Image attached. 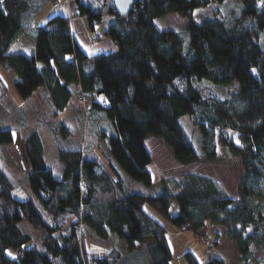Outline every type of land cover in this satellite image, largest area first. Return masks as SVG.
<instances>
[{
    "label": "trees",
    "instance_id": "1",
    "mask_svg": "<svg viewBox=\"0 0 264 264\" xmlns=\"http://www.w3.org/2000/svg\"><path fill=\"white\" fill-rule=\"evenodd\" d=\"M46 2L57 0H43L35 8L28 0H0V64L17 75L14 87L20 97L28 98L44 85L57 109H62L73 84L85 98L101 97L86 112L89 116L91 110L100 109L112 121L115 131L106 137L109 152L123 172L145 187L152 183L148 170L152 156L145 144L149 136L161 137L176 161L189 165L217 157L214 134L219 132L225 147L242 157L245 172L237 199L215 179L189 172L160 180L168 199L176 202L175 215L158 198L149 201L180 229L197 232L208 224L223 226L226 238L236 243L241 262L247 263L254 250H264V46L260 43L264 0H239L234 17L203 21L194 18L195 10L224 0H134L125 17L116 13L111 0L100 4L74 0L90 29L105 24L104 34L115 51L88 55L75 41L64 15L51 16L34 28L32 56L10 51ZM178 11L187 17L188 42L182 33L156 24L157 18ZM108 15L113 16L110 21ZM206 81L213 85L236 81L237 91L217 100L204 95ZM5 89L0 77V94ZM185 115L199 129L202 153L180 123ZM229 130L238 134L241 147L232 142ZM59 131L62 137L71 135L63 125ZM25 150L30 161L28 185L52 223L0 168V264H118L121 254L116 249L102 258L91 256L78 235L80 226L100 239L123 240L129 251L136 242L154 239L148 247V264H170L164 225L145 213L139 227L130 230L132 194L113 163L109 161L93 179L84 169L81 149L59 147L63 169L58 178L45 164L37 132L27 136ZM23 220L41 232L40 246L25 247L32 236L21 228ZM181 256L184 264H222L218 258L200 262L189 250Z\"/></svg>",
    "mask_w": 264,
    "mask_h": 264
},
{
    "label": "rangeland",
    "instance_id": "2",
    "mask_svg": "<svg viewBox=\"0 0 264 264\" xmlns=\"http://www.w3.org/2000/svg\"><path fill=\"white\" fill-rule=\"evenodd\" d=\"M42 1L43 0H28L33 8H35ZM57 1L58 2L56 4H43L38 10L39 12L37 14V19H47L57 14L69 15L68 13L73 8L74 0ZM94 2L100 4L101 0H94ZM240 6L241 4H239V0H224V2L222 3H211L207 7L196 9L194 18L197 21H203L206 18L227 20L231 17H234L238 13ZM77 16L78 15H76V17ZM106 20L108 21V19ZM156 24L160 28L172 29L174 31L182 33V35H184L185 37L186 42H188V34L185 30L187 17L185 16L184 11H178L163 15L156 19ZM102 26V24L96 25L94 31L90 32V34L101 35L100 32ZM261 38L262 40L260 39V43L262 46H264V31L261 34ZM91 41L95 42V39H92ZM20 43L22 45H25L24 47H28V31H25L24 35L20 39ZM18 44L19 43H15L10 48V51H19L17 47ZM254 69V73L258 74L257 69ZM0 77L6 84V89L0 94V130L12 129L16 133H18V136L15 135V139L13 137V133L10 135L9 131L5 132V135H1V137L5 139V142L3 144H0V168H2L6 175L9 177L12 185L18 186L22 190H24L27 193L28 197L32 198L36 203L45 219L48 222L52 223V220L44 213L40 202L34 198L33 192L30 189L27 181V173L29 170L28 161L25 157L23 138L27 135L29 128L28 110L33 108L32 105L34 103L28 107V98L23 99L17 93L14 87V82L17 79V75L13 70L6 69L0 64ZM206 84L207 85H205L204 95L211 96L217 100L230 97L237 91L236 81L228 85H213L209 81H206ZM79 105L83 123L86 127L85 124H88L89 122V116L85 111L87 108V100L85 104L79 102ZM31 112L33 113L34 110H31ZM32 115L34 114H31V116ZM58 118L56 116L46 118V121H49V127H47V129L45 130V140L47 146L49 147L48 149L50 150L48 152V162L50 164L57 162L55 153L57 149H59V147L65 148V146L67 145L76 144L73 142L66 143V138L70 135L67 137H62V134L59 131V127L63 125L67 129L69 128L64 124H60L59 122L61 121V117L59 119ZM180 123L182 124L187 137L193 143L196 150L199 153H202L200 143L201 135L198 127L192 123L191 118L187 115L180 118ZM53 128H57V130L54 131ZM85 130L87 132V129ZM69 131L71 130L69 129ZM229 133L235 146L241 147L242 142L238 134L231 130H229ZM85 134L81 138V143H77L82 146V149H79H81L83 152L85 151L84 147H86L85 143L87 140ZM214 135L217 157L209 161H196L189 165H181L176 162V159L171 154V151L165 145L164 141L161 138L155 137L149 140V146L154 151L153 155L155 160V162L153 161L154 164L148 165V170L151 174L152 181L154 178V185L150 189V194L154 195L159 193V196L156 195V198L158 197L160 200V204L162 206L164 205L168 209L169 214L175 213L177 206L175 201L168 199L164 188L160 183V180L164 178L165 175L182 176L189 172L200 173L215 179L221 186V188L231 198L237 199L239 197L238 184L245 172L241 154L231 153L220 140L219 132L216 131ZM5 136H7V139ZM87 157L89 156H87V154H84V161H86ZM83 165L85 171L90 174V168L88 169L85 163ZM161 166L165 170L164 175H162L164 170H158V168ZM136 182L141 184L138 181ZM254 198L259 199L257 195H254ZM159 220L165 225L167 229L166 238L168 239L172 250L170 264H184L185 260L182 256L179 257V254L184 251L186 252V250L191 251L200 262L207 258L206 255L212 254V258L219 256V259H222V264H264V262H262V259L264 258V250H254L253 257L247 263L241 262L239 260V252L236 243L233 240L226 238L225 228H223L222 226L218 225L214 227V232L211 229L210 224H208L204 229L193 232L190 229H180L176 227L169 221L168 218L166 219L164 217H160ZM20 226L23 230L28 231L32 236L31 241L26 243L25 247L40 246L41 232L32 228L31 225L26 223L25 220L20 222ZM80 228L78 235L81 236V240H83V244L86 250L88 252H91V256L102 258L106 254H109L112 249H116L119 253H121V251H124V249H121L119 245L112 243V238L107 240L100 239L95 234H91L90 231L84 230L82 226H80ZM220 228L224 231V238H218L217 232H220ZM204 233H206V235L208 236V241L202 240V234ZM214 240L216 241L215 244H213ZM210 241L212 243H210ZM95 250H97V253Z\"/></svg>",
    "mask_w": 264,
    "mask_h": 264
},
{
    "label": "crops",
    "instance_id": "3",
    "mask_svg": "<svg viewBox=\"0 0 264 264\" xmlns=\"http://www.w3.org/2000/svg\"><path fill=\"white\" fill-rule=\"evenodd\" d=\"M47 3H50V2H46L45 4ZM56 3H52V4H56ZM38 12L39 11H37L36 13L34 12V15L30 18L27 28L25 29V31H28V47H24L25 45H22L20 43V39L24 35L25 31L12 44L13 46L15 43H19L17 46L18 50L28 56H32L35 50V37L32 31L37 26L44 25L48 19V18L47 19L42 18L38 20L37 19ZM68 14L69 15H64V16L68 17L69 28H70L71 34L73 35L75 41L78 43L80 48L83 49L88 55L95 54L98 51L112 52L116 50V46L112 42L110 37L104 34L105 24L102 23L103 26L100 32L101 35H91L90 32L94 31L96 25L93 30L88 27L87 22H86V17L79 14L75 2H74L72 10H70ZM57 15H60V14H57ZM76 15L78 16L76 17ZM112 18L113 16L108 15L106 19L110 21ZM92 39H95V42H92L91 41ZM12 52H17V51H12ZM69 87L71 89V96L68 99V102L66 103V105L62 109H57L52 98L50 97L48 90L46 89L44 85H41L38 88H36L33 91V93L28 97V107L31 104L33 103L34 104L32 105L33 108L28 110V127L29 128H28L27 135L24 136L23 138L24 139L23 140L24 150H25V139L27 138V136H29L33 132H37L39 135L40 141L42 143V146H43V158H44L45 164L59 178L62 173L63 165L59 161L58 149L55 153L57 162L53 163L54 165L48 162V152L50 150L48 149L49 147L47 146V143L45 140V130L47 129V127H49L48 125L49 121L47 122L46 118H50L51 116L52 117L56 116L57 118L61 117L60 118L61 121L59 123L66 125L71 130V135L66 138V143L73 142L76 144L67 145L65 146L66 149H70V148H81L82 149V146L77 143H81V138L86 132L85 129H87V132L85 134L87 138L86 143H85L86 147H84L85 151L83 152V154H87V156H89L87 157L86 161H84V163L85 165H87L88 169L90 168L91 171H90V174L87 172L86 173L88 177L90 178H93V179L97 178L100 171L103 168L104 169L108 168L107 163L109 161L113 163V165L117 168V170L119 171L121 175V178L124 180V183L127 189H129V191L132 194L129 199L130 204H131V208L129 211H130V215L132 218V224L130 226V230H136L139 227L141 216L142 214H145V213L151 215L153 218L159 221L162 225H164L159 220V218L164 217L167 219V217L164 216L162 212L157 207L152 205V203L149 201V198L156 197V195L159 196V193L154 194V195L150 194V189L154 185L153 184L154 178H153L152 184L148 187H145L144 185L139 184L136 181L132 180L125 172L122 171V169L117 165L115 160L112 158L109 152L108 145H107L106 137L114 133L115 131L112 121L105 118L103 116V112L100 109H95V110H91V112L89 113V122L88 124H85L86 125L85 127L83 123L82 114L79 108L80 105L77 99V95L79 94L78 86L76 84H73V85H70ZM86 100H87V106L89 107L92 101H97V102L101 101V97L95 96V95L94 96L86 95ZM31 110H34V112L32 113ZM31 114H34V115L31 116ZM81 121H82V124H81ZM53 129L54 131L57 130V128L56 129L53 128ZM0 131H1L0 137L1 135H5L4 133L8 131L10 135L13 133L14 139L16 136H18V133H16L12 129H2ZM5 137L7 139V136ZM155 137L161 138L159 136L152 135V136H149L145 141L146 147L152 156V162L149 165H152L155 162L154 155H153L154 151L149 146V140ZM4 142H5V139L1 137L0 144H3ZM25 157L27 159L26 150H25ZM27 161H28V170H30L29 158L27 159ZM158 170L163 171L164 168L161 166L158 168ZM164 172L165 170L163 171L162 175L165 174ZM164 177H169V176L165 175ZM176 211H177V208H176ZM175 213H172L170 215H175ZM216 226L218 225L216 224L210 225L213 231H214V227ZM166 232H167V229H166ZM217 234H218V238L223 237L224 236L223 229L220 228V232H217ZM112 240H113L112 242L113 244H117L121 247V249L122 248L124 249V251L123 252L121 251L120 253L121 258L118 264H148V255H147L148 247L155 243L154 239H151L148 242L143 243V244L136 242L135 247L132 251L128 250L127 245L123 240H117L115 238H112ZM166 241H167L170 255L172 257L171 246L167 238H166ZM184 252L180 253L179 257ZM206 256L207 258L204 259L202 262L214 259L211 257L212 254H208ZM216 257L218 259L220 258L219 256H216Z\"/></svg>",
    "mask_w": 264,
    "mask_h": 264
},
{
    "label": "water",
    "instance_id": "4",
    "mask_svg": "<svg viewBox=\"0 0 264 264\" xmlns=\"http://www.w3.org/2000/svg\"><path fill=\"white\" fill-rule=\"evenodd\" d=\"M111 1L114 5L116 13L122 17L129 15L134 2V0H131L130 3L126 2V0H111Z\"/></svg>",
    "mask_w": 264,
    "mask_h": 264
},
{
    "label": "built area",
    "instance_id": "5",
    "mask_svg": "<svg viewBox=\"0 0 264 264\" xmlns=\"http://www.w3.org/2000/svg\"><path fill=\"white\" fill-rule=\"evenodd\" d=\"M78 101L80 102V103H82V104H85L86 103V98L84 97V95L83 94H79L78 95ZM86 111V110H85ZM208 236L206 235V234H202V240H204V241H208Z\"/></svg>",
    "mask_w": 264,
    "mask_h": 264
},
{
    "label": "snow or ice",
    "instance_id": "6",
    "mask_svg": "<svg viewBox=\"0 0 264 264\" xmlns=\"http://www.w3.org/2000/svg\"><path fill=\"white\" fill-rule=\"evenodd\" d=\"M126 2L130 3L131 0H126ZM261 6H264V4H262ZM253 72H255V69H253ZM9 255H11V253H9Z\"/></svg>",
    "mask_w": 264,
    "mask_h": 264
}]
</instances>
